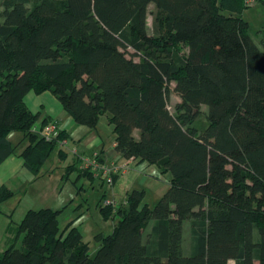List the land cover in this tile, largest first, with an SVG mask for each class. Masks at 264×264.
<instances>
[{
  "label": "trees",
  "instance_id": "obj_1",
  "mask_svg": "<svg viewBox=\"0 0 264 264\" xmlns=\"http://www.w3.org/2000/svg\"><path fill=\"white\" fill-rule=\"evenodd\" d=\"M154 4L152 31L147 19ZM247 0H3L0 7V164L15 152L40 173L58 139L26 94L50 91L75 122L106 114L125 158L170 173L154 206L134 188L105 220L94 255L63 208H31L0 264H264V48L241 13ZM181 101L172 110L170 87ZM207 107L208 127L196 118ZM67 134L61 130L59 138ZM98 155L101 154L97 152ZM60 158L67 152L58 147ZM94 155V154H93ZM101 160H103L101 158ZM66 166L94 178L80 167ZM116 179V176H115ZM114 179V180H115ZM0 187V204L13 196ZM190 221L191 251L183 248ZM21 237V245L16 244Z\"/></svg>",
  "mask_w": 264,
  "mask_h": 264
},
{
  "label": "rangeland",
  "instance_id": "obj_2",
  "mask_svg": "<svg viewBox=\"0 0 264 264\" xmlns=\"http://www.w3.org/2000/svg\"><path fill=\"white\" fill-rule=\"evenodd\" d=\"M2 3L3 0H0V7H2ZM154 10V4H150L147 19L150 31H152ZM241 15L249 21L250 33L253 39L261 48H264V2L256 0L254 4L244 8ZM174 86L175 84L172 83L169 98L172 110H175L176 105L181 101V97ZM195 123L201 130H206L208 127L206 106H202ZM13 139L16 140V138ZM70 157L69 155L65 159L60 158L58 147L55 148L47 164L50 171L39 176L35 182L26 183L28 191L21 198L20 195H17L14 200L19 203L21 200L20 206H39L47 202H55L58 198H65L64 201L66 200L67 203L72 202L62 211L59 217L60 224L65 227L71 219H75L77 221L75 225L83 233L85 241L89 243L91 255H94L100 246V240L96 237V234L101 231L104 233L110 232L116 222L111 218L105 220L100 212L104 198L111 196L112 193L111 189H108L110 186L107 183L85 174L78 176L77 171L71 172L67 179H62ZM44 172L45 170H43ZM170 175V173H163L160 169L150 170L143 163L132 162L130 170L125 174H121L120 177L118 176V182L115 186H120L124 182L126 187L128 184H136L135 186L138 185L144 188L143 203L154 206L168 188ZM105 193L107 195H104ZM21 240V237L17 238L16 244L21 245ZM192 242L190 221H186L183 235V248L186 253L191 251Z\"/></svg>",
  "mask_w": 264,
  "mask_h": 264
},
{
  "label": "crops",
  "instance_id": "obj_3",
  "mask_svg": "<svg viewBox=\"0 0 264 264\" xmlns=\"http://www.w3.org/2000/svg\"><path fill=\"white\" fill-rule=\"evenodd\" d=\"M262 1L264 2V0ZM25 101L33 112L40 113L39 122H41L43 118L47 117L48 119L55 121L66 132L68 142L65 146L59 145L58 147L67 152L66 157H68L69 155L71 156L68 160L67 165L73 163L77 159L81 160V157L83 155L92 156L97 152L101 154V158L105 163H111L113 161L122 163L127 159L115 149L116 133L114 131L113 124L109 122L108 115H102L98 124L95 127L90 128L86 125L77 124L73 117L70 116V114L64 109L62 103L50 91L37 93L31 90L26 94ZM13 138H16V140ZM9 139L13 144L16 145V148L15 152L8 156L0 164V187H8L14 192V194L0 204L1 250L6 248L14 241V239H16L15 227L22 220L29 209L51 207L63 208V210H65L69 206V204L72 203L65 202V198H58L55 202H47L44 204H40L39 206H20L21 200L20 203L14 200L17 195H20L21 198L22 195L28 191L26 183L35 182V180L39 176H42L47 171H50V168H48L49 166L47 164L51 155L48 157L44 166L40 170V173L38 175H35L25 166L24 159L21 156L22 151L29 144L28 139L24 138V136L20 132H12L9 135ZM134 162L143 163L150 170H159V168H157V166L154 164H149L147 162H138L137 160H134L133 163ZM43 170H45L44 173ZM120 175L118 176L120 177ZM118 176H116L114 183L112 185H109L110 187H108V189H111V196H106L105 198H110L118 202H122L132 189L140 188V186H135L136 184H128V186L126 187L124 182L120 184V186H115L118 182ZM168 181H170V179H168ZM104 195L107 194L105 193ZM75 222L77 221L74 219V223ZM229 264H236L235 259H230Z\"/></svg>",
  "mask_w": 264,
  "mask_h": 264
},
{
  "label": "built area",
  "instance_id": "obj_4",
  "mask_svg": "<svg viewBox=\"0 0 264 264\" xmlns=\"http://www.w3.org/2000/svg\"><path fill=\"white\" fill-rule=\"evenodd\" d=\"M256 0H247L249 5L254 4ZM34 130L38 131L40 135L45 137L47 140L58 139L60 146H65L67 138H59L61 130H63L55 121L51 120L42 126L35 125ZM80 167L84 169H89L94 177L101 179L108 185L114 183L115 176L124 174L130 170L131 163L134 161V157L127 158L122 163L113 161L111 163H105L101 160L100 155L95 153L92 156H82ZM103 203L106 205L118 206V201L110 198H105Z\"/></svg>",
  "mask_w": 264,
  "mask_h": 264
}]
</instances>
